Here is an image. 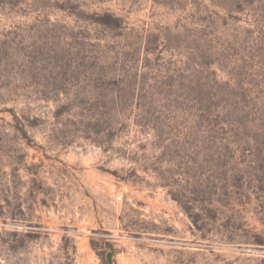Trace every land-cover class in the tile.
<instances>
[{"label": "rangeland", "instance_id": "obj_1", "mask_svg": "<svg viewBox=\"0 0 264 264\" xmlns=\"http://www.w3.org/2000/svg\"><path fill=\"white\" fill-rule=\"evenodd\" d=\"M0 264H264V0H0Z\"/></svg>", "mask_w": 264, "mask_h": 264}]
</instances>
